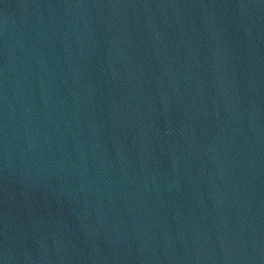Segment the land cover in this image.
Here are the masks:
<instances>
[{
  "label": "water",
  "instance_id": "95a60500",
  "mask_svg": "<svg viewBox=\"0 0 264 264\" xmlns=\"http://www.w3.org/2000/svg\"><path fill=\"white\" fill-rule=\"evenodd\" d=\"M264 130V0H240Z\"/></svg>",
  "mask_w": 264,
  "mask_h": 264
}]
</instances>
